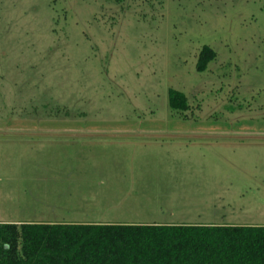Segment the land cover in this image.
I'll return each instance as SVG.
<instances>
[{"label": "rangeland", "instance_id": "obj_1", "mask_svg": "<svg viewBox=\"0 0 264 264\" xmlns=\"http://www.w3.org/2000/svg\"><path fill=\"white\" fill-rule=\"evenodd\" d=\"M108 221L264 227V0H0V224Z\"/></svg>", "mask_w": 264, "mask_h": 264}, {"label": "trees", "instance_id": "obj_2", "mask_svg": "<svg viewBox=\"0 0 264 264\" xmlns=\"http://www.w3.org/2000/svg\"><path fill=\"white\" fill-rule=\"evenodd\" d=\"M215 60L205 47L198 71ZM169 104L190 110L176 91ZM0 264H264V227L0 224Z\"/></svg>", "mask_w": 264, "mask_h": 264}, {"label": "crops", "instance_id": "obj_3", "mask_svg": "<svg viewBox=\"0 0 264 264\" xmlns=\"http://www.w3.org/2000/svg\"><path fill=\"white\" fill-rule=\"evenodd\" d=\"M5 224H14V223H5ZM17 224H23V223H15V225ZM26 224H32V223H26ZM68 225H134V226H137V224L127 223V222H122V221H108L106 223H79V224L77 222H72V223H69ZM152 225H159V224L155 223Z\"/></svg>", "mask_w": 264, "mask_h": 264}]
</instances>
